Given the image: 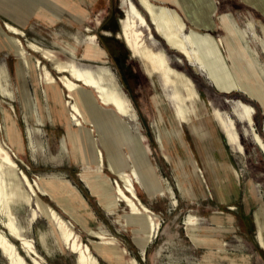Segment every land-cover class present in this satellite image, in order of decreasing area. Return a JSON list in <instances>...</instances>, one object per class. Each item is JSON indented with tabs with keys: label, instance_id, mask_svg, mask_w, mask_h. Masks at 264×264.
Here are the masks:
<instances>
[{
	"label": "rangeland",
	"instance_id": "1",
	"mask_svg": "<svg viewBox=\"0 0 264 264\" xmlns=\"http://www.w3.org/2000/svg\"><path fill=\"white\" fill-rule=\"evenodd\" d=\"M183 1L186 10L195 13L191 18L178 10L187 27H193L192 20L204 22L208 15L213 29L199 32L223 39L219 52L224 66L228 75L243 82L242 88L217 91L200 66L169 49L153 26L131 13L132 4L146 17L136 0H78L79 4L50 0L61 6V16L52 10L48 22L32 15L16 24L24 36L3 27L9 19L0 10V145L13 158L16 174L24 173L38 192L27 201L19 180L8 184L10 217L45 264H78L70 239L64 240L47 208L69 223V230L79 236L81 245L91 248L98 264L117 263L97 252L89 242L97 239L89 232L113 236L137 264H264L254 217L259 212L258 220L264 224V150L252 132L264 142V108L257 98L264 91V15L244 0ZM64 7L66 15H62ZM211 7L214 11L208 13ZM225 15L246 40L243 48L221 28ZM127 28L140 33V43L154 55L153 72L126 47L122 34ZM16 38L58 55L62 51L63 60H75L77 68L82 64H90L92 71L109 68L119 86L116 91L126 100V113L115 114L111 107L95 102L98 110L93 104L87 109L92 122L78 126L70 104L74 101L61 90L51 63L42 60L54 82L28 67L26 60L32 63L37 54L26 49L27 58L21 56ZM92 43L106 52L103 63L84 57L91 55ZM74 48L73 57L69 51ZM243 49L249 50L254 62ZM137 139L142 142L140 149ZM209 150L228 162L210 157ZM126 156L130 165L126 160L122 169ZM120 175L130 180L139 200L159 219V227L144 246L147 235L135 232L139 227L130 221L127 203L116 195L118 186L126 191ZM44 188L46 195L41 193ZM1 189L3 193V184ZM6 218L0 212V230ZM188 224L198 227L203 241L191 240ZM7 237L31 264L20 242ZM0 264H8L1 251Z\"/></svg>",
	"mask_w": 264,
	"mask_h": 264
},
{
	"label": "bare ground",
	"instance_id": "2",
	"mask_svg": "<svg viewBox=\"0 0 264 264\" xmlns=\"http://www.w3.org/2000/svg\"><path fill=\"white\" fill-rule=\"evenodd\" d=\"M136 1L146 17L144 18L138 8L132 4L130 6L131 13L137 17L141 23H149L153 26L154 32L162 39L164 44L169 49L177 52L185 61L195 63L200 66L209 76L217 91L231 92L242 88L243 82L238 81L237 79L235 80L233 77L228 75V69L224 66V58L219 52V45H222L223 39L221 37L213 36L210 33L199 32V29H204L205 31L213 29L214 25L207 21L208 15L205 17L204 22L197 23L195 20H192L193 27H187L184 17L180 14V12H178V10L181 9L186 16L189 15L191 18L195 16V13L191 9L186 10L185 1L159 0L161 4L153 3L151 0ZM244 1L260 10L264 15V0ZM164 3L173 5L174 7L166 6ZM213 11L212 7L208 8V13H212ZM220 24L221 28L228 34L232 35L237 41L239 48H243V46L246 45V40L244 39L240 29L235 26V23L233 24L231 22L229 16H223ZM3 27L7 28L12 35L24 36V32L22 30L8 22H4ZM129 29H125L122 34V39L124 40L126 47L133 55H138L142 59L149 72H153L156 69L154 55L147 47H144L140 43V33ZM185 30H187V32L183 36L182 33ZM93 38H95V36ZM228 42L232 44L231 38H228ZM242 42L244 44H242ZM14 44L19 54L24 58H27L26 49H29L33 53L37 54V56L33 57L32 63L28 59L26 60L28 67L37 69L42 79L44 78L54 82L56 78L52 75L49 68L45 63H43V61L51 63L52 69L59 75L58 80L61 90L64 93L67 91L68 98L74 101V103L70 104L73 110L72 115L76 117L75 121L78 122V126L92 122L89 118L90 115L88 114L87 109L88 106L90 107L93 104L94 106L91 107L98 110L99 107L97 108L95 102L100 103L101 106L111 107L115 114L124 115L126 113V100L121 96V93L116 91L119 86L109 68L96 67L98 69L92 71L90 70V64H82L81 67L77 68L75 60H63L62 51L59 55L55 54L51 50L30 40H27L26 45H24L19 38H16ZM90 50L91 55H86L84 56L85 58L96 60L98 63L104 62V57L106 55L104 50L100 49L95 43H92ZM243 50L245 57L253 60L254 62L255 59L252 58L249 50ZM69 52L74 57L75 48ZM96 76H101L103 80H107L106 82L110 84L111 87L104 85V83L99 81ZM172 77L176 78V75L172 73ZM187 84H189L188 81ZM258 94L260 95L257 98L264 108V91H259ZM78 115H80L82 121L79 120L77 117ZM246 119L249 124H252L249 111L246 113ZM252 132L257 145L264 150V142L260 136L254 133V129H252ZM127 141H130V138H128ZM135 143L137 148L140 149L142 145L141 140L137 139ZM101 159L102 157L100 155L98 161H101ZM227 166L230 168L228 164ZM16 168L17 166L11 155L0 145V212L7 217L6 220L1 223L3 230H0V251L7 259L8 264H27L20 253H18L15 244L8 239L7 235H9L20 242L22 249L29 256L31 264H45L43 257L36 251L30 241L19 233L10 217L11 211L9 198L6 193L8 184H11L12 181L19 180L28 193L27 201H29L31 196H38V192L34 188L33 184L28 180L27 176L22 173V177H20L19 174H16L15 172ZM120 178L126 183V191L122 190L118 186L116 195L119 196L123 202L127 203L129 208L128 217L132 223L136 224L135 226L139 227V229L136 230L135 228L134 230L137 234L145 233L147 237L145 239L143 238V241L146 242L154 235L156 229L159 227V219L157 216L153 217L150 214L149 209L139 200L137 194L132 189L133 186L131 185L130 180L124 175H120ZM42 182L44 185L46 184V186H51L44 181ZM2 184L5 186V191L3 193L1 189ZM26 185L28 186V189L26 188ZM41 193L46 195L47 188H44ZM36 202L38 204V209H41L42 204L38 201ZM46 210L50 219L59 227V230L64 236V240L70 239L69 248L78 254L77 263L98 264V260H96L95 256L92 254L91 248L87 245L85 247L81 245L79 236L69 230V223L62 219L52 208H47ZM254 217L255 224L257 226L259 243L262 247H264V224L262 221L258 220L259 212H257ZM192 232L190 231V234H192ZM89 234L97 239L89 240V242L94 245L97 252L107 261L116 262L117 264H137L135 259L127 252L122 243H120L113 236L106 235L101 231L89 232Z\"/></svg>",
	"mask_w": 264,
	"mask_h": 264
},
{
	"label": "crops",
	"instance_id": "3",
	"mask_svg": "<svg viewBox=\"0 0 264 264\" xmlns=\"http://www.w3.org/2000/svg\"><path fill=\"white\" fill-rule=\"evenodd\" d=\"M70 1L74 2L75 4H79L78 0H70ZM3 5H8L10 7V9L9 8H8L9 10L4 9L2 7ZM56 9H58V10H56ZM0 10L7 16V18L9 19L8 22L13 24L17 28L23 30L22 28L18 27L16 24H23L24 20L31 17L32 15L40 17V18L44 19L45 21L49 22L51 20V11L55 10L61 16V10L62 9H61L60 5H57V6L52 5L50 0H0ZM65 10L66 9L64 7V12L62 15H66ZM4 21H7V20H4ZM210 134H211V132H210ZM99 143L105 149V152H107V155L110 158L108 148L106 146H104L100 140H99ZM59 146H60V142H59ZM208 152L212 153V154L209 153L210 157L212 155V156H214V158L219 157L220 159L226 160V158L224 156L218 155L215 150H209ZM123 159H124V161L121 165L122 169H124V164H125L126 160L128 161V163L130 165V161L128 160L127 156ZM170 162H172V159ZM227 164L230 166V169L232 170L233 167L229 163L225 162L226 167H228ZM148 166L153 171V169L150 166L149 159H148ZM197 228L198 227H196L194 224H188V226L186 227V231H187L188 236L191 238V240L195 244H198V242L200 240L203 241V239L199 238L197 235ZM190 231L191 232L193 231L192 234H190ZM146 243H147V241L146 242L143 241L142 245L144 246Z\"/></svg>",
	"mask_w": 264,
	"mask_h": 264
},
{
	"label": "trees",
	"instance_id": "4",
	"mask_svg": "<svg viewBox=\"0 0 264 264\" xmlns=\"http://www.w3.org/2000/svg\"><path fill=\"white\" fill-rule=\"evenodd\" d=\"M135 2V1H134ZM155 36H157L155 33H154Z\"/></svg>",
	"mask_w": 264,
	"mask_h": 264
}]
</instances>
